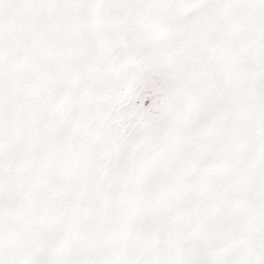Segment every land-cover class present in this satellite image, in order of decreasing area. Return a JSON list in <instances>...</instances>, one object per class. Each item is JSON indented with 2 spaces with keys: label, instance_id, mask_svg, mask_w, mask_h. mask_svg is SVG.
<instances>
[{
  "label": "snow or ice",
  "instance_id": "snow-or-ice-1",
  "mask_svg": "<svg viewBox=\"0 0 264 264\" xmlns=\"http://www.w3.org/2000/svg\"><path fill=\"white\" fill-rule=\"evenodd\" d=\"M0 264H264V0H0Z\"/></svg>",
  "mask_w": 264,
  "mask_h": 264
}]
</instances>
